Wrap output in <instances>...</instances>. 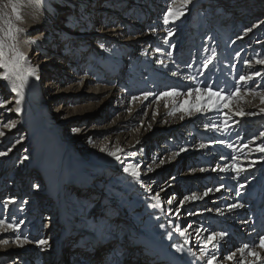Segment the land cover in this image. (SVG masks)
<instances>
[{
    "label": "rangeland",
    "instance_id": "obj_1",
    "mask_svg": "<svg viewBox=\"0 0 264 264\" xmlns=\"http://www.w3.org/2000/svg\"><path fill=\"white\" fill-rule=\"evenodd\" d=\"M99 1L0 0V27L3 30H1V36L7 40L9 45L11 52L9 60L15 59L16 51L22 53L20 45L22 41H25L26 30L30 32V28L45 26L35 34V37L40 36V43L36 44L37 48L30 49L28 52V55L31 53L34 57L30 58L25 55L24 61L27 62V68L31 66L35 70L47 66L46 69L49 71L47 77L45 76L42 81L40 78L35 80L31 76L28 81V88L23 89L27 104L36 110L35 113L31 114L34 117L33 125L28 114L25 116L26 118L21 119L15 115H7L12 113L15 104H12L6 111L0 109V133H3L0 135V151L7 152V155L0 157V162L4 159L2 166L0 165V193L1 189H4L3 195L0 196V220H3L7 227L17 219L16 210H21L23 205L29 207L26 202L30 200L25 202L19 198L11 203L8 198L15 195L13 193L14 188H12L15 173L25 161V157H29L33 151H40L43 156L41 159L43 164L36 167L34 171L31 170L34 174L32 172L33 175L28 176L29 179L23 180L27 181V186L37 189L42 186L44 178L47 176L49 179H54L56 183L53 189L58 188L57 198L62 195L64 188V177L61 178L62 172L70 168L75 169L72 163L64 162L69 149L61 145L63 137L69 141L73 140L74 151L87 154L88 151L93 150L97 156L105 154L106 150L112 151L118 146L123 147L122 152L126 150L127 153L134 156L140 155L142 142L149 138L150 149L149 147L146 149V157L138 164V167L144 162H150V158L154 157L153 153L159 154V157L162 156L160 163L163 161L166 165L171 164V167L179 164L176 168L177 172L173 171L172 175L163 174L159 184H163L164 180L172 178L174 174L184 178L191 168L196 169V172L199 173L204 172L203 178L208 174V180L211 182L210 178L217 174V170L223 167L230 168L228 166L235 162L225 157L232 145L222 142L223 146L215 145L217 149L211 148L214 139L235 132L233 131L234 128L239 127H237L236 116L240 115L239 113L246 114L244 108L248 104H257L264 110V67L259 66L257 61L249 56L253 51L250 45L252 41L264 38L260 32L254 30L256 20L251 19L252 9L257 6L255 0L240 1V4L235 5V10L231 11V14L235 16L234 21L236 23L246 21L247 25L241 28L239 32L234 29L232 35L230 37L225 36L226 39L224 40H214L213 35L216 27L204 21L201 16L205 14L206 9L214 10L218 5L220 7L224 0L218 4L201 5L195 10H190L193 0L187 4L183 3V0H166L169 8L164 17V25H162L165 28H161L169 33L166 37L167 45L162 41L144 39L138 44L140 47L135 56H133L136 48L134 42H137V38L147 35V31H142L144 18L156 10V6L160 4L161 0H156L152 5L153 0H102L101 4H98ZM145 2L149 3L148 6H143L146 4ZM245 6L250 8L251 12L247 14V11L246 14L242 15L240 12ZM169 11L173 14L169 15ZM177 12H183V15L177 16ZM257 12L259 13L260 10L258 9ZM52 14L55 15L54 23L48 24L47 18ZM18 16L19 19H17ZM166 19L168 23H165ZM193 21L195 25L192 31L202 33L205 48L209 51V57L195 61L191 67L196 75L194 88L186 91L178 89L164 91L161 89L160 79L154 75H147L146 71L160 58L169 62H179L180 58L175 51V44L181 39L182 30L192 24ZM20 22H25L27 25L23 27ZM98 22L100 24L97 25ZM249 28L252 30L248 31ZM238 36H244L246 39L241 46L235 43ZM41 40H47L51 44L47 46V44L41 43ZM41 44L46 48H40ZM60 54L61 57L64 56L62 59L59 58ZM142 55L145 56L146 60L139 67L138 60L139 56ZM136 56L138 59H135ZM1 59H4V56ZM26 67L24 69H27ZM258 70L262 74L260 77L254 75ZM158 73L162 74L161 71ZM120 74L131 76L127 85L137 94H135V100L127 101V103L122 96L118 97L116 101L118 109L113 110L109 99L111 93L115 91ZM240 76H251L252 79L239 81ZM208 77L211 79L208 80ZM215 81L220 83L216 85ZM204 82L207 83L204 84ZM232 83L233 86H231ZM257 84L259 87H256ZM227 86L229 87L228 90H226ZM222 89L225 90L222 91ZM213 93L218 94L214 95ZM12 99L13 97L8 98L7 96L3 98L6 101ZM131 102L133 103L130 104ZM40 103L49 104L47 115L38 110ZM46 116L57 124L63 122L66 123L65 125L68 124L64 127L61 135L52 133L45 121ZM74 117L79 118H75L71 122ZM22 120L26 122L27 126L22 128L21 133L14 132L19 128ZM8 125H15V127ZM73 129L78 131H73ZM11 130L13 131L11 132ZM11 133L12 137L10 136ZM26 135L28 137L25 139L30 141L27 143L29 145H24L21 151H15L21 143L25 144L22 139ZM6 141L10 144L3 146ZM261 145L264 143L259 144L258 149ZM102 148L105 150L101 151ZM113 156L110 155V157ZM10 157H13L15 169L7 172V167L4 165ZM263 161L264 151H261L253 164L256 169L253 177L256 178L260 175H262L260 178L263 177L264 173L260 174ZM110 162L111 160L108 159L107 163ZM147 163L139 170V177H135L137 180L148 177L154 172L150 163ZM42 165H48V167L44 168ZM131 170L132 172L136 171L135 169ZM27 172L24 171L22 174L24 176L21 178H25ZM122 177L123 183H127L131 188L130 195L123 192L124 198L127 200L133 196L135 191L140 190L136 180L129 179L126 175ZM5 179H7V186L2 188ZM193 183L195 184L191 181V184ZM121 186H123L122 183ZM205 188L206 186H203L197 191H193L188 195V198L196 194L197 199L195 200L206 202L217 194V185L209 186L208 189H212V191L208 195L214 194L211 196L204 195L208 191ZM178 189L183 190L182 186ZM38 198L34 197L36 200ZM93 198L94 195L90 193L82 194L75 191L70 201V207L73 208L72 210L70 208L71 212L66 209L59 212L56 209L50 210L52 205L40 200L39 203L44 204L43 208L39 209L43 215L42 222L11 224L14 227H8V229L13 236L9 241L11 244H14L15 240L18 239L27 241L29 237L35 234L38 227L44 231L48 227H53L54 221L57 222L56 226L64 227L65 238L69 239L72 230L69 231L67 227L73 229V226L82 218L80 215H75L76 212H74L77 210L76 207H73L76 199L92 201ZM103 202L111 203L110 199H105ZM161 204L165 205L166 203L162 202ZM187 204H190L189 199ZM2 205H5L3 211L1 210ZM61 205L63 208V201H61ZM150 207L151 217L159 220L154 206ZM116 209L118 212L121 211L119 205L116 206ZM37 210L38 207H35L32 212H37ZM82 211L84 212V209ZM72 221L75 222L74 225L71 224ZM17 228L18 230H16ZM120 232L122 233L123 229ZM207 236L210 239V235ZM261 236L264 237V233ZM35 238L34 244L39 247L38 258H43V264L74 262L75 258L71 253L66 254L62 259V256L55 259L52 252L49 254L47 252L51 250L49 237L39 235ZM5 239L6 237H1L0 231V264H40L34 255L24 260L18 256L3 255L1 252H3L5 244L1 245V242ZM72 239L74 242L75 237ZM41 240L47 241V244L41 245L39 243ZM172 241L174 239L170 237L168 242L171 243ZM258 248H262L260 242L254 245L248 244L246 250L238 247L232 251L231 255L244 249L242 255H239L240 259H236L240 264H244L251 252Z\"/></svg>",
    "mask_w": 264,
    "mask_h": 264
},
{
    "label": "bare ground",
    "instance_id": "obj_2",
    "mask_svg": "<svg viewBox=\"0 0 264 264\" xmlns=\"http://www.w3.org/2000/svg\"><path fill=\"white\" fill-rule=\"evenodd\" d=\"M101 1L102 0H100L98 4H101ZM220 1L221 0H193L190 10H195L197 7L204 4H218ZM233 1L235 0H224V3L220 7L218 5L214 10L206 9L207 11L205 14L201 15L204 21L216 27L214 35L212 34L214 40H224L226 39L225 36L230 37L232 35L234 29H237L239 32L241 28L247 25L246 21H240V23L238 21V23H236L234 21L235 16L231 14V11L235 10V5L240 1L247 0ZM255 1L257 6L252 9L251 19L254 18L256 20L254 30L260 32L261 36H264V0ZM155 2L156 0H153L151 5ZM145 3L146 4L143 6H148L149 3ZM168 8V2L166 0H161L160 4L156 6V10L152 11L148 17L144 18L142 31H147L148 36L145 35L144 37L137 38V42H134L136 48L134 49L133 56H135V53L140 47L138 44L144 39L162 41L167 45L168 41L166 37H168L169 33L161 27H164L162 25H164V17L167 14ZM249 9L250 8L246 6L245 8L243 7L240 14L244 15L247 11V14H249L251 12V9ZM258 9L260 10L259 13L257 12ZM54 16L55 15L52 14L47 18L48 24L54 23ZM21 24L23 27L27 25L25 22ZM98 24L100 23L98 22L97 25ZM194 25L195 22L193 21L188 27L186 26L181 32V39L175 44V51L180 58L178 63L165 61L160 58L146 71L147 75H154L160 79L161 89L164 91L167 89L186 91L196 86L194 84L196 75L191 67H193L195 61L207 59L209 57V51L205 48L202 33L192 31ZM43 28H45V26H38L34 29L30 28V32L26 30L25 39L23 37L25 41H22L20 45L24 57L25 55L30 58L34 57L31 53L28 55V52L31 48L35 47L36 44L40 43V36L35 37V34ZM1 30L0 27V44L3 45V47L0 48V52L3 53L4 59L0 57V64H2L5 59L11 58L9 45L7 40L3 39L1 36ZM244 36H238L239 38L236 37L235 43L238 44V46H241L245 42L244 40L246 39ZM41 43L47 44V46L51 44L47 40H41ZM250 45L251 48H253L252 53L249 54L251 59L256 61L264 59V38L252 41ZM40 48H46V46L41 44ZM244 50H246V48H244ZM197 56L198 58L196 59ZM62 57L60 54L59 58L62 59ZM135 59H138V56H136ZM145 60L144 55L139 56V67L143 65ZM20 63L21 74L26 80L21 90L22 96H17V94L11 90V82L3 79L6 74V69L0 67V109L6 111L9 110L12 104H15L12 113L7 115H15L21 119L28 114L30 115L29 118L33 125L34 117L31 114L35 113L36 110H33L31 106L27 104L25 100L26 95L23 91V89L26 90L28 88V81L31 76H28L23 71L24 67L27 66V62L22 61ZM258 65L264 67V64ZM46 68L47 66L42 69H35V76H38L41 81L45 76L47 77L49 73ZM159 71H161L162 74H159ZM41 73L42 75L40 76ZM35 76H32V78L37 80ZM129 78H131L130 75L128 77L127 75L120 74L115 91L111 93L109 99L110 104L113 106V110L118 109L116 104L118 97L122 96L126 100V103L127 101L130 102L135 100V94L137 93L127 85ZM209 79L211 78L208 77V80ZM15 83L20 84V81L17 80ZM206 83L207 82H204V84ZM216 83V85H218L220 82L217 81ZM233 85L232 83L231 86ZM228 88L227 86L226 90H228ZM223 90L225 89H222V91ZM4 96L8 98L13 97V99L6 101L3 100ZM17 100H20L19 105L16 103ZM132 103L133 102L130 104ZM17 107L20 109L19 112L16 110ZM47 107H49V104L44 105V103H40L38 110L44 115H47ZM262 110L263 109L257 104H248L246 108H244L246 114L236 116L237 127H239L237 129L234 128L233 131L235 132L229 135H222L219 139H214L211 148H216L215 145H222V142H227L229 145H232L229 151L226 150L228 153L225 157L235 162L228 166L230 168L223 167L217 170V174L210 178L212 183L208 180V174L203 178L202 174H204V172L199 173L196 172V169L191 168L184 178L174 174L172 178L164 180L163 184H159L161 177L163 178L164 175H172L173 171L177 172L176 168L179 164L177 163L175 166L171 167V164L166 165L164 162L160 163L162 156L159 157V154L153 153L154 157L150 158V162H144L138 167V164L146 157L145 151L149 147V138L145 139L141 144L142 149L140 152L142 155L134 156L127 153L126 150L122 152L121 150L123 147L118 146L112 151L106 150L105 154L97 156L93 150L88 151L87 154L74 151L75 145L72 143L73 140L69 141L63 137L61 145L69 149L67 150L64 162L67 161L72 163L75 169L70 168L62 172L61 178H65H63V192L59 198L56 196V201H59V204L57 206L55 204V208L54 205L51 207L58 212L64 209L70 211V201L75 191H79L82 194L90 193L94 195V198L92 201L76 199V203L73 207H76L77 210H74V212H76L75 215H80L82 218L75 225V222H71V224L74 225L73 229H71V227L69 228V226L67 227L69 231L72 230V233L69 235L70 238H65V233L63 234L60 249L58 250L57 256L54 258L56 259L60 255L62 259L66 254L71 253L75 260L73 263L68 262L67 264H208L209 261H211L212 264H240L236 259H240L239 255H242L241 250L231 255L233 253L232 251L238 247L244 248L246 244L254 245L259 243L261 237H263L261 235L264 233V175L262 178H260L262 175L256 178L253 177L256 171L255 167H253L255 158L261 154L257 146L264 143V111ZM249 113H255V115H248ZM75 118L79 117L72 118L71 122H73ZM45 121L54 134L61 135L64 127L68 125H65L66 123L64 122L57 124L47 116L45 117ZM26 126V122L22 120L19 128L14 132L21 133L22 128ZM12 131L13 130H11V132ZM11 135L12 133L10 136ZM27 137L28 135L22 139L25 144L21 143L15 151H21L24 145H29L27 143L30 141L25 139ZM8 144H10V142L8 143L6 141L3 146H7ZM44 147L46 146L44 145ZM33 152L40 154L38 150ZM111 152L115 153L113 157H110L109 153ZM32 153L29 157L27 156V159H25L23 164L19 167L18 172L15 173L13 178H15L17 174L19 175V181H22L21 177L24 176L22 175L24 174L23 172L28 171V175L26 174V177L23 179H29L36 165L30 167L28 170H24V167L25 165H29L28 162L34 163L31 158ZM116 156H119L120 159H117ZM108 159L111 160L110 163H107ZM2 160L0 162L1 166ZM146 163H150L154 172L148 177L137 180V178L132 175L131 169H135L139 172ZM14 165L15 162L13 157H10L7 163L5 162L4 166L7 167V172H10L15 169ZM42 166L44 168L48 167V165ZM32 169L33 171H31ZM125 169H127V171ZM221 169L227 170L222 171ZM236 169H241V171L237 172ZM261 171L260 174H263L264 161ZM123 175H126L129 179L136 180L140 190L135 191L133 196L127 200L124 198L123 192L130 195L131 188H129L127 183H123ZM191 181L195 182V184H191ZM6 182L7 179L3 181L2 188L5 185L7 186ZM121 183L123 186H121ZM210 185H217L219 191H217V194L215 193L216 195L209 194L208 196H214L206 202L188 198V195L193 191H197V189L203 186H206L205 189H208ZM180 186H182L183 190H177ZM37 189L34 193L32 192L29 195V200L34 203V207H31L32 204H28L30 205L29 207L23 205L21 210H16L15 215L17 219L11 224L16 222L22 224L28 222H42L43 215L39 209L43 208V203H49L43 200V203H39L44 188L41 187ZM3 191L4 189H1L0 196L3 195ZM13 193L15 195L8 198L11 203H13V200L20 198L15 188L13 189ZM157 194H159V200L154 198ZM170 194L172 195L169 196ZM34 197L39 198L36 200ZM105 199H110L111 203L103 202ZM165 199L167 200L165 201ZM188 199L190 204H187ZM169 200H171V203H168ZM61 201H63V208ZM162 202L166 203L163 207L164 216H160L157 210V205L161 206ZM234 204L240 206L233 207ZM117 205L121 208L119 212L116 209ZM150 206H154L156 209L155 213L158 214L157 218H159L160 221L151 217ZM35 207H38V210L33 213L32 211ZM215 207H218V209H215ZM3 209H5V205L1 206L2 211ZM72 209L73 208H71V210ZM81 209H84V212ZM194 211L197 212L194 213ZM55 227L56 222L52 229ZM63 228L60 226L58 233L62 230L64 232ZM122 229L123 232L121 233L120 230ZM162 229L164 231H161ZM0 231L1 237H6L5 241H7V243H5V241L1 242V245L5 244L2 250L3 252H1L3 255L6 254L11 257L18 256L23 260L34 255V258H36L40 264H43V258L39 259V255L37 254L39 252V247L35 246L34 241L36 236L45 235V230L43 231L41 227H38V230L33 234L34 237H29L27 241H22L20 239L15 240L14 244H11V241H9L13 234H11L6 223L0 224ZM181 232H183L184 235H181ZM219 233H226V235L220 237L218 235ZM214 234L216 235V239L211 240ZM207 235H210V239ZM73 237H75L74 242L72 239ZM170 237L174 239L171 243L168 242ZM177 241L178 243H176ZM230 255L232 256L231 260L228 259ZM244 264H264V247L255 249L251 252V255Z\"/></svg>",
    "mask_w": 264,
    "mask_h": 264
},
{
    "label": "snow or ice",
    "instance_id": "obj_3",
    "mask_svg": "<svg viewBox=\"0 0 264 264\" xmlns=\"http://www.w3.org/2000/svg\"><path fill=\"white\" fill-rule=\"evenodd\" d=\"M189 2H190V0H183V3H185V4H187ZM172 14L173 13L171 11H169V15H172ZM176 15L177 16L183 15V12H177ZM17 19H19V16L17 17ZM165 23H168V20L167 19L165 20ZM251 30H252L251 28L248 29V31H251ZM2 47H3V45L0 44V48H2ZM2 56H3V53L0 52V57H2ZM24 60H25L24 55L22 53H20L19 51H16L15 52V59L14 60H11L10 61L9 59H5L4 62L2 64H0V67H3V68L6 69V74L4 75L3 79L8 80V81L11 82V90L13 92H15L17 94V96H22L21 90H22V88L24 86V83H26V80L24 79V77L21 74V63H20V62H22ZM257 63L258 64H264V59L257 60ZM23 71L26 72V74L28 76H35V70L32 69L31 67H29L27 69H24ZM254 75L256 77H260L262 74L258 70V71H256L254 73ZM35 78L36 79H39L38 76H35ZM250 79H252L251 76H240L239 77V81H247V80H250ZM17 80L20 81V84L15 83V81H17ZM256 87H259V84H257ZM213 94L214 95H217L218 93H213ZM166 95H167V93H166ZM16 103H17V105H19L20 104V100H17ZM16 110H17V112H19L20 111L19 107H17ZM262 111H264V110H262ZM239 114L240 115H244V113H239ZM248 115H255V113H249ZM8 126L9 127H15V125H8ZM73 131H78V130L77 129H73ZM0 135H3V133H0ZM201 147H203V145H201ZM104 150L105 149H103V148L101 149V151H104ZM184 150H186V149H184ZM259 151H264V145H261L260 146ZM109 154L110 155H115V153H109ZM5 155H7V152L0 151V157L5 156ZM116 158L117 159H120L119 156H116ZM25 159H27V157H25ZM161 162H163V161H161ZM125 170L127 171V169H125ZM221 170L222 171H226L227 169H221ZM149 171H151V169H149ZM201 171H203V169H201ZM236 171L239 172V171H241V169H236ZM132 175L134 177H137V178L139 177V173L137 171H133L132 172ZM216 190L219 191V188H217ZM210 191H212V189H208V191H206L204 193V195L207 196ZM154 198L157 199V200H159V194H157ZM189 199L195 200V199H197V197L195 195H192V196L189 197ZM168 203H171V200H169ZM238 206H240V205H235V204L233 205V207H238ZM2 223H4V221L3 220H0V224H2ZM8 227H14V226L11 225V224H9ZM16 230H18V228ZM178 231H179V229H178ZM181 235H184V233L181 232ZM218 235L220 237H223V236L226 235V233H219ZM215 239H216V235L214 234L211 237V240H215ZM5 243H7V241H5ZM39 243L41 245H44V244H47V241L41 240V241H39ZM260 246L261 247H264V237H261V239H260ZM247 248H248V245L246 244L244 246V249H247ZM244 249H241V252H243ZM228 259L231 260L232 259V256L230 255L228 257ZM208 264H212V262L209 261Z\"/></svg>",
    "mask_w": 264,
    "mask_h": 264
}]
</instances>
